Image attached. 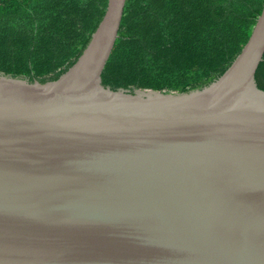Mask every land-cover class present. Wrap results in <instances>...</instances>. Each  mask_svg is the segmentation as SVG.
I'll use <instances>...</instances> for the list:
<instances>
[{
	"label": "water",
	"instance_id": "1",
	"mask_svg": "<svg viewBox=\"0 0 264 264\" xmlns=\"http://www.w3.org/2000/svg\"><path fill=\"white\" fill-rule=\"evenodd\" d=\"M127 0L58 79L0 73V264H264V7L187 92L113 89Z\"/></svg>",
	"mask_w": 264,
	"mask_h": 264
},
{
	"label": "trees",
	"instance_id": "2",
	"mask_svg": "<svg viewBox=\"0 0 264 264\" xmlns=\"http://www.w3.org/2000/svg\"><path fill=\"white\" fill-rule=\"evenodd\" d=\"M108 0H0V73L58 79L83 53ZM264 0H127L103 72L113 89L187 92L218 79L247 43ZM256 80L264 89V61Z\"/></svg>",
	"mask_w": 264,
	"mask_h": 264
}]
</instances>
